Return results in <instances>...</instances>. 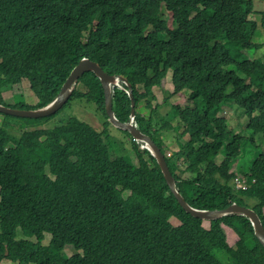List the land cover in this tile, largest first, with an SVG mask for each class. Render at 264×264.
Returning <instances> with one entry per match:
<instances>
[{
    "label": "trees",
    "instance_id": "16d2710c",
    "mask_svg": "<svg viewBox=\"0 0 264 264\" xmlns=\"http://www.w3.org/2000/svg\"><path fill=\"white\" fill-rule=\"evenodd\" d=\"M253 14V0H0V105L47 107L89 59L132 86L120 79L123 89H113L116 117L130 121V91L138 128L161 149L191 207L220 211L237 204L253 209L264 225V151L240 168L250 188L237 191L233 162L246 146H258L254 136L231 132L220 115L234 102L253 134L264 133V62L241 58L242 50L257 47ZM169 71L173 95L189 92L190 104L171 105L159 118L150 99ZM24 80L37 98L34 107L4 98L6 91L23 96ZM229 87L235 93H227ZM81 99L105 114L101 132L72 117L43 129L56 114H0V264L4 258L16 264H223L216 251L232 264H264V246L247 217L227 215L207 229L180 206L156 158L131 134L123 132L137 163L112 153V142H121L111 136L104 88L92 72L80 78L66 105ZM177 120L189 138L169 155L160 133ZM16 125H22L19 136L11 132ZM225 227L237 234L235 246ZM19 230L24 238L18 239ZM69 246L75 250L70 257Z\"/></svg>",
    "mask_w": 264,
    "mask_h": 264
},
{
    "label": "rangeland",
    "instance_id": "374dc122",
    "mask_svg": "<svg viewBox=\"0 0 264 264\" xmlns=\"http://www.w3.org/2000/svg\"><path fill=\"white\" fill-rule=\"evenodd\" d=\"M253 1L255 3V10L258 12V14H253L251 15L250 18L258 22V30L253 39V43L257 45V47H254L252 49L242 50L241 58L262 59L264 62V14H260V13H264V0H253ZM165 15L167 18H169V25L170 27H172V13L165 10ZM229 68L233 69L234 67L230 66ZM118 87L123 89L121 85H119ZM20 90L24 93L23 96L16 95L14 97L15 91H6L4 93L5 100L8 103H12V104L14 102L24 101L29 107H34L35 104L37 103V98L33 94L30 88V84L27 80L23 81L22 86H20ZM227 93L233 94L235 93V90L233 91V88L229 87ZM173 94H174V86L172 83V71H169L166 79L163 81L162 87H156L154 89L153 95L155 98L150 99L153 107L157 105L159 106L156 114L157 117L159 118L164 117L170 111L171 105H180L184 107L185 105L190 104V102L188 101L189 92H184L178 95H173ZM143 106L145 107V104H143ZM149 111L150 110H146L143 112V114L148 116L147 114L149 113ZM220 115L227 118L229 130H231V132L242 135L243 139H248L254 136L255 145L258 146V148H255L254 144L250 146H246L241 154V157L233 162L235 173L237 175H241L240 168L247 167L248 164L250 163V158L253 157L255 153L258 154L264 151V133H259L255 135L253 134V131L248 127V122H249L248 118L245 116L243 110H241L234 102H229L228 105H225ZM69 117L77 118L83 122H86L90 124L92 127H94L96 130H98L99 132H101L104 129L103 124L106 118L105 114L97 110V106L95 104L90 103L85 99L73 100L70 102L69 105H66L63 109H61L52 120L46 122L45 124H42L41 127L43 129H52L56 125H59L60 123L67 120ZM12 122L14 124H18L19 122L22 123L20 120L17 119H14ZM171 126L174 128L173 130L170 129L169 131L160 133L161 139L165 144V150L169 153V155L174 152H178L182 146V142L183 141L186 142L189 138L187 132L185 131V129H183L182 125L179 124L178 120L171 122ZM110 127L112 133L111 136L115 140L116 138H118L121 142L119 143V146H117L115 143L112 142V153L117 156H129L135 163H137V159L133 151L131 140L123 133L125 131L114 127L112 124ZM15 128H17V131L12 130V132L18 136L19 135L18 132L21 130L22 125H16L13 129ZM180 136L184 137L183 140H180ZM120 149H123L122 150L123 152ZM171 222L176 226L180 224V222L175 218H172ZM204 227L209 229L210 222H204ZM225 229L227 231L229 244L231 246H235L236 242L238 241L237 234L229 227H225ZM21 238L24 237L19 230L18 239ZM50 239L51 236L47 234V240ZM46 242L48 243V241ZM64 252L67 256L70 257L75 253V250L71 246H69L66 247ZM215 253L217 259L223 264H232L230 259H228V257L222 251H216ZM2 264H16V263L6 259L2 262Z\"/></svg>",
    "mask_w": 264,
    "mask_h": 264
},
{
    "label": "water",
    "instance_id": "95a60500",
    "mask_svg": "<svg viewBox=\"0 0 264 264\" xmlns=\"http://www.w3.org/2000/svg\"><path fill=\"white\" fill-rule=\"evenodd\" d=\"M94 73L97 78L101 81V84L104 88L105 92V102H106V114L108 116L109 122L121 129L125 132H129L132 137L139 142L145 143L147 150H149L152 155L156 158L162 173L166 179V182L171 189L172 193L178 200L180 206L191 216L196 219H199L203 222H212L218 219H221L227 215H242L247 217L252 223L255 231V236L264 246V225L262 223L259 215L251 208L242 207L237 204L232 205L226 210H198L191 207L185 200V198L180 194L177 189L175 178L168 166L165 155L161 151V149L157 146V144L153 141L152 138L143 134L138 128L134 127L130 122L122 123L120 122L113 109V88L118 84L119 80H124L125 84L131 89L132 86L128 83L126 79L117 78L114 76H110L107 74L99 64L90 61L88 59L82 60L72 71L70 77L67 82L64 84L59 96L47 107L38 109V110H21V109H13L0 105V114H6L10 116H14L17 118L24 119H42L48 118L55 114H57L70 100L73 95L74 90L80 80V78L86 73ZM132 101V117H135V102L134 97L131 95Z\"/></svg>",
    "mask_w": 264,
    "mask_h": 264
},
{
    "label": "built area",
    "instance_id": "2783aa9c",
    "mask_svg": "<svg viewBox=\"0 0 264 264\" xmlns=\"http://www.w3.org/2000/svg\"><path fill=\"white\" fill-rule=\"evenodd\" d=\"M234 186L236 190H242V191L248 190L249 188L248 182L244 177H237L234 180Z\"/></svg>",
    "mask_w": 264,
    "mask_h": 264
},
{
    "label": "clouds",
    "instance_id": "9594fccd",
    "mask_svg": "<svg viewBox=\"0 0 264 264\" xmlns=\"http://www.w3.org/2000/svg\"><path fill=\"white\" fill-rule=\"evenodd\" d=\"M89 60V59H88ZM120 81V80H119ZM30 84V83H29ZM115 86H119V82H118V84L117 85H115ZM114 86V87H115ZM17 118V117H16ZM22 119H24V118H22ZM30 129H32L31 127H30ZM12 130H14L13 128L11 129V132H12ZM14 131H17V128L14 130ZM13 133V132H12ZM19 133V135H20V133H21V130L18 132ZM14 134V133H13ZM17 134V133H16ZM15 135V134H14ZM18 135V136H19ZM17 136V135H16ZM135 142H137V143H141L142 145H141V149H145L146 148V144L145 143H142V142H139V141H136V140H134ZM145 150H147V149H145ZM149 151V150H148ZM237 177H244L246 180H247V182H248V185H249V182H250V180H249V178H247V177H245V176H243V175H236V177L234 178V180L237 178ZM233 185H234V181H233ZM234 188H235V186H234ZM250 188V187H249ZM248 188V189H249ZM236 189V188H235ZM237 191H242V190H237ZM245 191H247V190H245ZM234 205V204H233ZM204 223V222H203ZM211 223V222H210ZM210 227H211V225H210ZM210 229V228H209ZM226 230V229H225ZM227 232V231H226ZM9 260V258H4L3 259V261L4 260ZM2 264V263H1Z\"/></svg>",
    "mask_w": 264,
    "mask_h": 264
},
{
    "label": "bare ground",
    "instance_id": "6f19581e",
    "mask_svg": "<svg viewBox=\"0 0 264 264\" xmlns=\"http://www.w3.org/2000/svg\"><path fill=\"white\" fill-rule=\"evenodd\" d=\"M82 60H84V59H82ZM118 78V77H117ZM122 82L124 83V85H126L125 84V82H124V80H122ZM127 86V85H126ZM128 87V86H127ZM132 89V88H131ZM128 94H130V97H131V95H133V94H131L130 93V91H128L127 92ZM56 100V99H55ZM45 108V107H44ZM42 109V108H41ZM38 110V109H37ZM135 117H136V114H135ZM135 117H132V113H131V119H130V123L134 126V127H136V128H138V126H137V124H136V122H135ZM109 120V119H108ZM121 122V121H120ZM129 122H125V123H129ZM123 123V122H122ZM111 124V123H110ZM115 127V126H114ZM117 128V127H116ZM119 129V128H118ZM139 129V128H138ZM121 130V129H120ZM140 130V129H139ZM132 136V135H131ZM133 138V137H132ZM134 139V138H133ZM135 140V139H134Z\"/></svg>",
    "mask_w": 264,
    "mask_h": 264
}]
</instances>
